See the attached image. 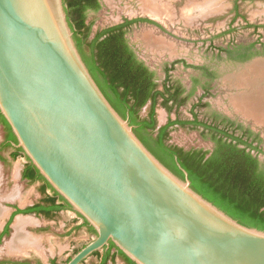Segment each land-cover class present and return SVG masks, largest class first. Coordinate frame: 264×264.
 <instances>
[{
    "label": "water",
    "instance_id": "water-1",
    "mask_svg": "<svg viewBox=\"0 0 264 264\" xmlns=\"http://www.w3.org/2000/svg\"><path fill=\"white\" fill-rule=\"evenodd\" d=\"M0 114L13 147L96 231L65 264L111 243L135 264H264V231L197 193L188 172L167 168L112 106L64 0H0Z\"/></svg>",
    "mask_w": 264,
    "mask_h": 264
},
{
    "label": "rangeland",
    "instance_id": "rangeland-1",
    "mask_svg": "<svg viewBox=\"0 0 264 264\" xmlns=\"http://www.w3.org/2000/svg\"><path fill=\"white\" fill-rule=\"evenodd\" d=\"M156 1L157 5L152 6L149 5L151 0H100L101 10L90 11L87 15V24L92 27L91 38L124 19L148 18L158 22L164 30L147 23L133 25L127 32L130 45L155 72L160 89H163L168 73L172 82L180 83L188 92L195 90L183 107L174 108L172 112L159 105L156 109L158 126H163L170 119L192 121L195 115L199 121L211 122L212 114L217 113L259 134L264 151V125L243 117L231 102V97L240 92L233 77L247 70L256 59H264V0L242 1L237 9V0ZM258 8L262 11L255 13ZM253 45L254 49L248 51ZM252 52L260 55L240 61L241 56ZM196 79L200 80L198 85H195ZM198 104L200 107L195 109ZM150 106L149 103L142 109V118L148 116ZM6 134L0 123V145ZM168 143L186 150L210 152L214 149V143L203 137L201 128L190 126H175L170 131ZM10 151L9 148L3 150L4 160H0V208L5 215L1 219L0 235L15 208L29 207L42 199L38 183L21 179V172L28 161L26 156L23 153L13 159ZM258 156L264 167V153ZM13 192L15 198L10 195ZM18 217L31 220L25 232L30 239L37 241V248L15 255L9 253L7 247L13 238V224ZM76 217L71 210H64L50 220L31 214L17 215L10 225V233L1 239L0 264L22 260L32 264H51L53 259L57 264H65L96 236L86 227L73 231ZM98 262L99 256H92L84 264ZM114 264L128 263L123 256L117 255Z\"/></svg>",
    "mask_w": 264,
    "mask_h": 264
},
{
    "label": "trees",
    "instance_id": "trees-1",
    "mask_svg": "<svg viewBox=\"0 0 264 264\" xmlns=\"http://www.w3.org/2000/svg\"><path fill=\"white\" fill-rule=\"evenodd\" d=\"M64 3L74 39L90 73L116 111L123 118L129 119L144 145L182 179L185 175L179 165L185 169L192 188L205 199L241 224L264 231V167L258 156L264 151L260 135L217 113L212 114L211 122L199 121L195 115L192 121L170 119L166 125L158 128L157 107L160 105L168 112L181 108L195 90L183 97L186 89L180 83L172 82L168 73L163 89H160L155 72L137 56L127 39V32L133 25L141 23L164 30L163 26L148 18L124 19L122 23L103 29L91 38L92 27L87 24V15L90 11L101 10L100 0H64ZM250 49H254V45L248 51ZM256 55L260 53L252 52L241 56L240 61L249 60ZM199 83L200 80L196 79L195 85ZM149 103V114L142 118L140 113ZM197 107L200 104L195 109ZM0 122L7 126L8 147H11V142L17 143V139L1 114ZM175 126L201 128L203 137L214 143L213 151L185 150L169 145L167 141L170 129ZM22 152V149H17L14 158ZM28 163L23 176L33 182L44 181L42 191L45 198L41 201L42 204L17 210L4 229L5 234H1L0 242L3 236L8 235L17 214L35 213L53 219L59 211L70 207L37 168L30 161ZM48 189L52 194H46ZM86 225L89 226L87 222ZM90 231L96 235L92 227ZM103 251L105 252L99 251L93 255L99 256L98 264H114L117 255L123 256L128 264H135L113 243ZM52 264H56V260Z\"/></svg>",
    "mask_w": 264,
    "mask_h": 264
},
{
    "label": "crops",
    "instance_id": "crops-1",
    "mask_svg": "<svg viewBox=\"0 0 264 264\" xmlns=\"http://www.w3.org/2000/svg\"><path fill=\"white\" fill-rule=\"evenodd\" d=\"M242 1L246 2L248 0H237L235 2L236 9ZM259 8L261 9V5ZM259 8L255 10V13L262 11ZM233 82H235V87L240 90L239 93L231 97L232 105L236 111L243 117L252 119L256 124L264 125V107H255L252 111L248 109L247 104L249 102L251 103L252 100H258L264 105V59H256L250 67H247V70L236 74L233 77Z\"/></svg>",
    "mask_w": 264,
    "mask_h": 264
},
{
    "label": "bare ground",
    "instance_id": "bare-ground-1",
    "mask_svg": "<svg viewBox=\"0 0 264 264\" xmlns=\"http://www.w3.org/2000/svg\"><path fill=\"white\" fill-rule=\"evenodd\" d=\"M151 1L152 2H149V5H152V6L157 5L156 4V2H157L156 0H151ZM247 104H248V109L252 110V111H253V109L255 107H257V108L264 107V105L261 102H259L258 100H252L251 103L249 102ZM15 192L10 194L13 198H15L14 197L15 196ZM11 196H10V198H11ZM8 197H9V195H8ZM3 216H5V215H4L3 211L0 208V223H1V219L4 218ZM29 224H31V220H27L24 217H18L15 220V224H13V229H14L13 238L10 241V243L8 244V247H7V250H8L9 253L15 254V255H20V254H23V253L27 252L30 249H33L34 247L37 248V245H36L37 241L33 240V238L30 239L27 236L28 235L26 233L27 231L25 232L26 226L29 225ZM34 250H36V249H34Z\"/></svg>",
    "mask_w": 264,
    "mask_h": 264
},
{
    "label": "flooded vegetation",
    "instance_id": "flooded-vegetation-1",
    "mask_svg": "<svg viewBox=\"0 0 264 264\" xmlns=\"http://www.w3.org/2000/svg\"><path fill=\"white\" fill-rule=\"evenodd\" d=\"M133 48V47H132ZM134 49V48H133ZM136 52V51H135ZM137 54V53H136ZM138 56V55H137ZM139 57V56H138ZM250 60V59H249ZM247 61V60H246ZM241 62H245V61H241ZM149 67V66H148ZM153 71V70H152ZM155 77H156V75H155ZM156 82H157V80H156ZM158 83V82H157ZM184 87V86H183ZM185 88V87H184ZM186 89V88H185ZM189 93H191V92H188L187 90L185 91V93H184V95H183V97H185V96H187V95H189ZM149 114V113H148ZM140 116H141V113H140ZM173 120V119H172ZM191 121V120H190ZM0 123H2V122H0ZM3 124V123H2ZM167 124V123H166ZM166 124H164V125H166ZM163 125V126H164ZM239 125H242V124H239ZM3 126L5 127V129H6V131H7V134H6V136H5V138H4V140H3V142L1 143V145H0V160H4V156H3V154H2V152H3V150H6V149H10L11 151H10V157L11 158H13V159H16V158H18V157H16V158H14V153L16 152V150L17 149H19V148H15V147H13V145H11V147H8V129H7V126L5 125V124H3ZM243 126V125H242ZM160 127H162V126H158V128H160ZM243 127H245V126H243ZM174 127H172L171 129H170V131L173 129ZM246 128V127H245ZM247 129H250V128H247ZM169 136H170V133H169ZM169 142V139H168V141H167V143ZM11 143H14V142H11ZM169 144V143H168ZM170 145V144H169ZM177 147H179V146H177ZM214 147H215V145H214ZM180 148H182V147H180ZM184 149V148H183ZM186 150V149H185ZM213 151V150H212ZM212 151H210V152H212ZM255 152V151H254ZM21 154H23V152L21 153ZM29 161H27V163H26V165L24 166V168H23V170H22V172H21V179H23L24 181H27V182H29V183H38L39 184V191H40V193L42 194V199H41V201L45 198V194L43 193V191H42V187L45 185V182L44 181H42V180H37V181H31V180H28V179H26V178H24V171L27 169V166H28V163ZM46 194H52V191L50 190V189H48L47 190V192H46ZM41 201H39V202H37V203H34V204H32V205H30L29 207H33V206H36V205H38V204H42L41 203ZM29 207H27V208H29ZM16 209V211L17 210H21V209H19V208H15ZM64 210H71V211H73L70 207H68V208H66V209H63V210H61V211H59L58 213H57V215L59 214V213H61L62 211H64ZM16 211H13V214L16 212ZM13 214H12V216H13ZM30 215V214H29ZM31 215H35L36 217H39V218H44V219H49V218H47V217H45L44 215H38V214H35V213H33V214H31ZM57 215L54 217V218H56L57 217ZM77 215V217H76V222L75 223H77V224H75L74 225V227L72 228V230L73 231H76V230H78V229H81V227H86V228H88V230H89V232L90 233H92L91 231H90V227L89 226H87L86 225V222L85 221H82V224H80V222L79 221H81V220H83L78 214H76ZM17 216V215H16ZM15 216V217H16ZM53 218V219H54ZM50 220V219H49ZM6 226H7V224H6ZM5 226V227H6ZM5 229V228H4ZM9 233H10V231H9ZM9 233H7V234H9ZM1 234H5L4 233V230L1 232ZM1 236V235H0ZM107 250V249H106ZM105 251H102V253H104ZM113 252L115 253L116 252V250H113ZM54 260V259H53ZM53 260H51V264H52V261ZM99 263V262H98ZM112 263V262H111ZM9 264H32V263H30V262H28L27 260H25V261H23V262H17V263H14V262H9ZM57 264V263H56ZM113 264V263H112Z\"/></svg>",
    "mask_w": 264,
    "mask_h": 264
}]
</instances>
